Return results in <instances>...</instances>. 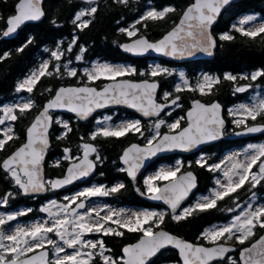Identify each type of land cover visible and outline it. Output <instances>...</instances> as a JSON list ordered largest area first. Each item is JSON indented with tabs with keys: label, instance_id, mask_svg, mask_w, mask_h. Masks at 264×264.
Here are the masks:
<instances>
[{
	"label": "snow or ice",
	"instance_id": "obj_1",
	"mask_svg": "<svg viewBox=\"0 0 264 264\" xmlns=\"http://www.w3.org/2000/svg\"><path fill=\"white\" fill-rule=\"evenodd\" d=\"M89 7L78 11L72 23L77 29L83 31L88 28L98 11L96 0H86ZM117 3L128 4V0H116ZM230 0H194L187 7L171 31L156 42H151L145 36L138 35L140 29L137 24L147 27L144 21H159L166 18L169 13L175 12L174 7H164L162 10L152 8L148 10L130 28H121L129 38L136 37L131 43H125L122 48L137 55H143L149 51L163 54L166 57L184 58L191 57L197 52L213 54L217 46V40L211 33V27L216 22L221 10L229 4ZM42 0H18L15 5V14L9 16L2 31L3 37H8L17 32L26 22L38 21L44 15ZM3 19V17H0ZM256 15H247L240 19L232 29L243 37L255 39L264 34V20L257 23ZM55 23V21H53ZM235 36L230 32L220 34V41H233ZM32 42L31 39L17 51L23 52L24 47ZM76 38L66 49L71 52L75 46ZM81 55L76 60L83 59ZM10 53L0 56V61L8 58ZM52 58L57 63L45 61L39 65L27 78L21 81L16 91L32 93L36 85L44 77L62 78L77 77V69L70 67L71 61L63 65L61 61L64 51L57 49L51 52ZM137 74L135 67L112 65L108 63H96L91 68L83 70V76L89 84L101 78L111 80L113 83L105 84L101 90L96 87H59L55 92L51 87L45 91L52 96L43 106L42 110L34 117L33 122L27 128L26 141L10 155L0 161V170L10 176L14 184L24 194L41 193L49 189H59L72 184L76 180L88 177L96 168L97 162L102 158L97 147L92 143L82 144V155L73 156L70 148L64 149V159L69 161L65 175L57 179H45L43 175V161L49 147L48 132L53 123L52 110H67L75 113L81 120H87L91 114L100 108L109 105H126L135 109L144 117H160L166 108L178 106L179 95L173 97V93L164 92L163 102L156 98L159 84L155 80L145 79L141 82L120 79ZM173 70L159 64L153 66L148 76L155 78L163 75H172ZM139 75H145L140 72ZM181 83L176 84L175 92L185 90L199 92L201 95L212 93L214 86L220 84L218 76L203 75L193 85L186 74L179 72ZM264 78V69L251 72L249 75L237 77L226 74L224 80L236 82L238 79L256 81ZM251 85L238 86L235 91L242 93ZM35 101L28 99L0 108V152L14 139H19L14 131V126L9 122L17 121V112L23 115L31 111ZM219 103L206 105L199 100L193 101L191 110L186 118L180 117L169 123L165 119H156L149 128L151 135H145L140 120L120 122L113 124L111 117L98 119V125L90 135V140L102 138H122L129 133L139 134L146 143H133L127 147L120 159L126 166L121 171L135 181L145 162L158 153L182 150L191 151L202 144L220 139L224 135L225 120L221 115ZM233 116V124L236 127L243 126L244 133H264V123L249 125L248 121H257L264 118V97L257 96L251 104L241 103L229 110ZM167 115H171L168 112ZM186 119L187 126L182 127L181 122ZM64 128L60 139L66 138L72 131L69 123L64 120H56ZM166 127L167 132L161 133V128ZM83 139V138H81ZM95 154L94 159L90 156ZM242 157V158H241ZM200 167H206L210 172L222 173L223 179H215V187L209 190L207 195H202L196 202L182 207L185 200L197 187L196 176L191 171L181 173L184 167L182 161H177L174 166L160 167L152 175L143 180L145 191L140 188L136 191L140 195H148L154 201H163L171 211V220L179 223L193 216L197 212H205L217 207L218 201L231 197L232 194L249 185L250 200L241 205L239 197H235L234 208L228 209L237 214L230 222L212 225L206 228L198 239L206 241L205 244L189 242L177 235L171 234L161 227L165 222L167 212L156 210L132 211L116 209L107 205L88 206V201L93 197H107L118 193L125 185L118 183L110 188L100 185L85 188L72 196H66L67 203H58L52 200L41 209L47 213V219L36 221L29 226H16L12 231H6L4 225L17 219L19 215H26L31 209L15 214L0 216V264H95L99 258V264H157L158 254L169 248L178 251L182 264H213V262L225 261V264H264V235H261L248 247H243L239 253V259L227 254L235 251L228 244L235 239L239 245H244L256 235V228L264 230V202H257L256 193L252 190L264 182V143L248 144L242 153L227 156L218 163L208 164L207 159L196 161ZM55 166H59V161ZM191 167V164H189ZM256 169L253 171V169ZM178 173H181L178 175ZM161 182V183H157ZM11 192L0 198V205H7ZM83 210V211H81ZM104 213V215H101ZM125 230L128 233H138L139 238L135 243L127 244L122 249V255L113 257L108 254L104 241L86 239L89 234H101L103 236L123 237ZM55 237V238H54ZM71 251H68V250ZM53 254L51 258L49 253ZM227 256V259H225ZM156 258V259H154ZM167 264V262H165Z\"/></svg>",
	"mask_w": 264,
	"mask_h": 264
},
{
	"label": "trees",
	"instance_id": "obj_2",
	"mask_svg": "<svg viewBox=\"0 0 264 264\" xmlns=\"http://www.w3.org/2000/svg\"><path fill=\"white\" fill-rule=\"evenodd\" d=\"M194 0H128V4L117 3L116 0H96L98 11L94 17H85V19H92V23L83 31L77 29L72 23L75 14L89 7L86 0H46L45 1V18L38 23H29L20 30L17 37L13 39H5L2 37V31L6 28V19L15 13V5L18 0H0V56L5 53H10L8 58L0 61V108L4 105H12L18 103L21 98L34 100L36 107L31 111L25 112L23 115L19 114L17 121L9 122L14 126V131L19 139H14L6 145L5 150L0 152V161L11 154L26 140L27 127L30 125L34 117L43 108L44 103L51 98L52 94L45 91L46 88L51 87L53 92L63 84H84L88 83L87 78L83 76L85 68H91L95 61H111L124 62L135 67L137 74L126 76L123 78L130 79H159L161 82V89L159 92V100L163 101V93L171 92L173 97L180 96L178 106L166 110L159 118L165 119L171 123L174 120L185 117L186 111L191 106V102L195 98H201L206 102L219 100L224 105L225 117L228 121L226 133H231L236 129L243 128L236 127L233 124V116L229 114V110L241 103H253L257 96L264 97V78L256 81L238 79L236 82L224 80L226 74L236 75L237 77L249 75L251 72L264 69V34L255 38L254 40L248 37H243L232 29V25L236 24L238 17L245 14H257L264 17V0H240L231 4L221 14L217 24L214 27V33L218 38V47L216 55L213 59H199L184 63H178L170 60L154 58V57H133L124 53L121 50V43L129 38L125 33H121V28H130L135 22L140 19L148 10L155 8L162 10L164 7H174L175 12L169 13L165 19L159 21H144L147 27L142 24H137L136 27L140 29L138 35H147L150 39H159L169 29H171L181 17L186 7ZM55 21V23L53 22ZM224 32H230L235 36L233 41H220L219 36ZM76 38L75 46L71 52H67L69 44ZM31 39L32 42L24 47L23 52L17 51L24 46L27 41ZM64 51V56L59 63L61 64V71H64L63 65L71 61L69 65L77 69V77H68L64 75L62 78L44 77L36 85L32 93L26 91L17 92L18 84L27 78L39 65L45 61H50L52 65L57 63L51 56V52L57 49ZM81 48L85 49L82 53L83 59L76 60V56L81 55ZM157 59L163 67L173 70L172 75H163L152 78L147 75L151 70V61ZM183 71L191 84H195L203 75L218 76L221 79L220 84L214 86L212 93L209 95H201L199 92L183 91L175 92V86L181 83L179 72ZM144 72L145 75H139ZM108 80L101 78L91 84L99 87L103 86ZM89 84V83H88ZM251 85V87L242 93L235 91L238 86ZM171 112V115H167ZM108 113L115 124L120 119L128 115L138 116L135 112L120 108L118 110L111 109L97 113L87 121H81L74 115L64 114L68 118V123L72 131L68 133L66 138L60 139L64 133V128L55 123L51 131L52 145L49 150L45 166L48 178L57 175H63L69 161L64 159V149L70 148L73 156H80L82 152V144L90 140V135L95 131L97 116ZM59 113H54L56 117ZM145 135H151L149 128L156 119L146 120L141 119ZM250 124L264 123V118H257V121H248ZM186 124V119L181 122L183 127ZM3 127V126H0ZM161 133L168 131L166 127L161 128ZM83 138V139H81ZM264 134L250 137L253 142L261 141ZM146 143L145 139L140 135L129 133L122 138H102L98 137L95 141L101 160L97 162L96 174L86 182L75 184L67 190L53 191L45 195L24 196L21 190L14 184V181L0 170V198H3L6 193L11 192L12 196L8 198L7 205H0V210L6 214H15L27 209H31L26 215H19L16 220L4 225L11 226L14 222L21 220L27 221L35 217L45 215L41 209L46 206L47 200H60L66 202L63 194L71 192L85 184L97 183L108 188L118 184L121 181L125 187L118 193L111 194L107 197H93L100 201L114 203L119 206H138L160 208L162 206L155 205L148 201L144 196L136 191L140 188L141 192L145 191L143 180L145 174L149 170L156 169L160 161H176L179 158L178 154H172L160 158L152 163L147 171L143 172L136 181L128 178L127 173L121 171L124 168L120 162V155L123 149L132 142ZM247 138L230 139L227 136L219 142L207 146L199 158H193L182 161L184 167L181 171L193 169L198 176L199 187L196 193L191 197L188 204H193L198 194L207 195L209 190L215 187V179L219 172H210L206 167H200L196 161L200 158H205L208 164L217 163L219 158L226 154L229 150L236 146H244L247 144ZM95 157V156H94ZM59 161V166H55ZM191 164V167H189ZM256 169L254 168L253 171ZM161 183V182H159ZM249 185L246 184L243 188L232 194L231 197H226L222 201H218L215 209H210L205 212H197L188 219L176 223L171 220V212L166 209L168 215L165 217V222L161 227H164L186 239L198 243L207 244L206 241L198 239L201 233L212 225H219L229 222L233 215L237 212H230L228 209L234 208L233 200L239 197L241 205L246 204L251 197V192L248 191ZM256 193L257 202L264 201V182L257 188L252 190ZM92 199V198H91ZM90 201V200H89ZM88 201V202H89ZM87 202V203H88ZM186 205V204H185ZM184 205V206H185ZM256 235L244 245H239L235 239L228 243H234L240 247H244L255 239H257L264 230L259 227L256 228ZM102 239L105 246L111 249L108 253L113 257L121 256L123 247L136 241L139 238L138 233H128L125 230L123 237L103 236L101 234H93ZM157 264H182V261L175 249H167L160 254ZM239 259L238 253L233 256ZM95 264H99V258Z\"/></svg>",
	"mask_w": 264,
	"mask_h": 264
},
{
	"label": "water",
	"instance_id": "obj_3",
	"mask_svg": "<svg viewBox=\"0 0 264 264\" xmlns=\"http://www.w3.org/2000/svg\"><path fill=\"white\" fill-rule=\"evenodd\" d=\"M45 1H46V0H42V5H41L42 8H43V10H44L45 15H44L40 20H38V21H29V22H26L24 25L21 26L20 29L17 30L16 33H14V34H12V35H10V36H8V37H3V35H2V37L5 38V39H13V38H15V37L18 36L20 30L23 29L27 24H29V23H38V22L42 21V20L45 18V16H46L45 5H44V4H45ZM237 1H240V0H230L229 4H227L226 6H224V8L221 10L220 15L217 17L216 22H215V23L212 25V27H211V33H212L213 37L216 38V40H217V46H216V48L213 50V54H212V55H208L207 53H203V52H197L195 55H193V56H191V57L172 58V57H166V56H164L163 54L156 53V52H154V51H149V52H147V53H145V54H143V55H137V54L129 53V52L125 51V50L122 48V45L125 44V43H131L132 40L136 39V37L133 38V39H130V40L123 41V42L121 43V46H120V47H121V50H122L124 53H126V54H128V55H131V56H133V57H154V58H160V59L170 60V61H174V62H178V63H184V62H189V61L199 60V59H213V58L215 57V55H216V50H217V47H218V38H217L216 34L214 33V30H213V29H214L215 25L217 24V22H218V20H219V18H220V16H221V14L223 13V11H224L225 9H227L231 4H233V3L237 2ZM193 2H194V1H193ZM193 2H192V3H193ZM192 3H191V4H192ZM191 4H189L187 7H189ZM187 7H186V8H187ZM14 14H15V13H14ZM180 18H181V17H180ZM180 18H179V20H180ZM179 20H178V22H177L176 24L179 23ZM176 24H175V25H176ZM175 25H174V26H175ZM174 26H173V27H174ZM173 27H172V28H173ZM172 28L169 29L167 32L171 31ZM167 32H166L165 34H167ZM165 34H164V35H165ZM164 35H163V36H164ZM142 36L147 37V38L149 39V41H151V42H156V41H158L159 39L163 38V36H161L159 39H150L147 35H142ZM120 79L131 80V81H133V82H141V81L145 80V79L117 78V80H120ZM148 80H155V81L158 82L159 87H158V89H157L156 98H157V101H158V102H163L162 100H159V97H158V96H159L160 89H161V82H160V80H159V79H148ZM109 83H113V81L108 80L105 84H109ZM105 84H104V85H105ZM85 85H87V86H91V87H96L97 90H101V89L103 88V86H104V85H103V86L99 87V86H97V85L84 83V84H63V85H60L59 87H80V86H85ZM59 87H58V88H59ZM58 88H57V89H58ZM57 89H56V90H57ZM48 100H49V99H48ZM48 100L44 103V105L48 102ZM195 100H199V101H201V103H204V104H206V105H210V104H212V103H219V104H220V106H221V110H222V111H221V115L223 116V118H224V120H225L224 135H223L220 139H218V140H215V141H212V142H209V143H206V144H202V145H200L199 147H197V148H195V149H192L191 151H182V150L177 149V150H172V151H167V152L158 153L155 157H152L151 159H149V160H147V161L145 162V166H144V167L140 170V172L138 173L136 180L138 179V177H139L143 172H145V171L148 170V168L152 165L153 162H155L156 160H158V159H160V158H163V157H165V156L172 155V154L187 155V154H191V153H197V152H200V151L204 150L207 146H210V145H212V144H215V143L219 142L220 140H222L223 138L226 137L225 129H226V127H227L228 121H227V119H226V117H225V113H224V105H223L219 100H214V101H212V102H206V101L202 100L201 98H195V99L192 100V102H191V106L187 109V111H186V115H187V112H188L189 110H191L192 105H193V101H195ZM173 107H174V106H173ZM173 107L166 108V109L164 110V112H165L166 110H168V109L173 108ZM116 108H126V109H129V110L135 112V113H136L138 116H140L141 118L146 119V120H151V119H157V118H159V117H144V116H142L141 113H139V112L136 111L135 109H132V108L126 106V105H109V106H107V107H105V108L96 109V110L91 114V116H90L87 120H89L91 117H93V116L96 115L97 113H100V112H103V111H107V110H111V109H116ZM41 110H42V109H41ZM41 110H40V111H41ZM164 112H162L161 115H162ZM54 113H64V114H69V115H74V116H76L75 113H72V112H69V111H67V110H63V109H61V110H52V111H51V115L53 116V123L51 124V126H50V128H49V132H48L49 147H48V149H47V151H46V153H45V157H44V161H43V175H44L45 179H48L47 174H46V166H45V163H46L47 157H48V155H49L50 147H51V145H52V141H51V131H52V129H53L54 121H55ZM161 115H160V116H161ZM76 117H77V116H76ZM77 118H78V117H77ZM78 119H79V118H78ZM33 120H34V119H33ZM33 120H32V122H33ZM79 120H81V119H79ZM87 120H81V121H87ZM32 122H31V123H32ZM31 123H30V125H31ZM255 124H262V123H255ZM30 125H29V126H30ZM251 125H253V124H250V126H251ZM29 126H28V127H29ZM184 126H187V124H185ZM184 126H183V127H184ZM28 127H27V128H28ZM166 132H167V131H164V132H162V134H163V133H166ZM237 132L244 133V128H240V129H236V130L232 131L231 133H229V134L227 135V137L230 138V139H243V138H250V137H254V136H258V135H262V134H264V133H250V134L236 135L235 133H237ZM25 141H26V140H25ZM25 141H24V142H25ZM24 142H23V143H24ZM23 143H22V144H23ZM85 143H86V142H85ZM87 143H92V144H94V145L97 147V145H96L95 142H93V141H87ZM133 143L140 144L141 146H143V145L145 144V143H140V142L135 141V142H132V143L128 144V145L123 149V151H124L127 147H129L131 144H133ZM22 144H21V145H22ZM21 145H20V146H21ZM20 146H19V147H20ZM16 149H17V148H16ZM123 151H122V153H123ZM122 153H121V155H122ZM9 155H10V154H9ZM81 155H82V152H81ZM94 155H95V154H93L92 156H90V159H94ZM121 155H120V157H121ZM6 157H7V156H6ZM6 157H5V158H6ZM120 162H121V164H122L123 167H126V166L122 163L121 159H120ZM68 166H69V163H68V165L66 166V169H67ZM97 167H98V164L96 165L95 170H94V171H93L88 177H86V178H82V179H80V180H76V181H74L72 184L67 185V186H65V187H63V188H59V189H55V190H53V189H49V190H53V191L67 190V189H69L71 186H73V185H75V184L83 183V182L89 180L90 178H92V177L96 174V172H97ZM66 169H65V172H66ZM186 171H191V172L194 173V175L196 176L197 187H196L195 189H193V192H192V194L189 195L188 199L185 200V201L183 202L182 207H183L185 204H187V203L189 202V200H190L191 197L196 193V191L198 190V187H199V180H198L197 173H196L193 169H187V170L181 171V173L186 172ZM65 172H64L63 175H57V176H54V177H52V178H50V179L62 178V177L65 175ZM181 173H178V175H180ZM127 176H128V175H127ZM128 178L131 179L129 176H128ZM131 180H132V179H131ZM136 180H135V181H136ZM132 181H133V180H132ZM49 190H48V191H45V192H41V193H29V194H24V193L22 192V190H21V192H22V194H23L24 196H37V195H45V194H47V193L49 192ZM143 196H144L148 201H150L151 203H153V204H155V205H160V206H162V207H166V208L170 211L168 205L164 204L163 201H154V200L150 199L148 195H143ZM170 212H171V211H170ZM163 228H164V227H163ZM164 229H165L166 231L170 232L171 234L177 235L178 237H181V238H183V239H185V240H187V241H189V242L198 243V242H194V241H192V240L186 239L185 237L180 236V235H178V234H176V233H174V232H172V231H170V230H168V229H166V228H164ZM261 235H264V231H263V233H262ZM261 235H260V236H261ZM260 236H259V237H260ZM259 237H258V238H259ZM258 238H257V239H258ZM137 240H138V239H137ZM137 240H136V241H137ZM255 240H256V239H255ZM255 240H254L253 242H255ZM136 241H134V242H132V243H135ZM253 242H251V243H253ZM251 243L248 244V245H246V246H244V247H248V246H250ZM128 244H130V243H128ZM198 244H204V243H198ZM228 244L231 245V246H233V247L235 248V251L237 250L238 246H237L236 244H234V243H228ZM126 245H127V244H126ZM126 245H125V246H126ZM205 246H208V245L205 244ZM242 248H243V247H242ZM242 248H241V249H242ZM169 249H172V248H169ZM163 251H165V250H162V252H163ZM176 251H177V250H176ZM235 251H234V252H235ZM177 252H178V251H177ZM234 252H232V253H234ZM232 253H229V254H227V255L229 256V255L232 254ZM49 255H50V257H51V254H50V253H49ZM159 255H160V254H158V256H159ZM178 255H179V254H178ZM154 259H156V258H154ZM180 259H181V258H180ZM225 259H227V256H226ZM220 262H221L222 264H225V261H220ZM214 263H216V262H213V264H214Z\"/></svg>",
	"mask_w": 264,
	"mask_h": 264
},
{
	"label": "rangeland",
	"instance_id": "obj_4",
	"mask_svg": "<svg viewBox=\"0 0 264 264\" xmlns=\"http://www.w3.org/2000/svg\"><path fill=\"white\" fill-rule=\"evenodd\" d=\"M247 15H256L257 16V23H259L260 21H262V20H264V17H262V16H258L257 14H245V13H243V14H241L239 17H238V19L236 20V24H237V22L240 20V19H242L243 17H245V16H247ZM96 63H108V64H112V65H123V66H130V65H128L127 63H124V62H111V61H95L94 63H93V65L94 64H96ZM151 67H153V66H155V65H157V64H159V65H161L162 66V64L157 60V59H153L151 62ZM92 65V66H93ZM91 66V67H92ZM131 67V66H130ZM24 100H27V98H21L19 101H18V103H21V102H23ZM247 104H251V103H247ZM4 106H8V104H6V105H4ZM3 106V107H4ZM118 109H120V108H116L115 110H118ZM104 117H110V115L108 114V113H105V114H101V115H99V116H97V119H103ZM142 118L141 117H139V116H133V115H128V116H126L125 118H122V119H120L118 122H116L115 124H117V123H120V122H127V121H135V120H140L141 121V123H142V120H141ZM55 120H64V121H68V118L67 117H65V115H64V113H59L56 117H55ZM253 143H256V144H259V143H264V140L263 141H255V142H253V141H251L250 143H247V144H245L244 146H236V147H234L233 149H231V150H229L226 154H224V155H222L220 158H219V160H218V162H220L221 160H224L227 156H229V155H233V154H236V153H242L243 151H244V149L247 147V145L248 144H253ZM95 156V155H94ZM242 158V157H241ZM201 159V158H200ZM180 160H182L181 158H178L176 161H169V160H167V161H160L159 162V164H158V166L156 167V169H153V170H149L146 174H145V178L147 177V176H149V175H152L154 172H156L160 167H169V166H174L175 164H176V162L177 161H180ZM183 161V160H182ZM217 162V163H218ZM217 178H220V179H223V176H222V173H220L219 172V174H218V176L216 177V179ZM49 179V178H48ZM117 183H122L121 181H118ZM157 183H159V182H157ZM92 186H100L99 184H97V183H91V184H85V185H83L82 187H79V188H77L76 190H74V191H71V192H66L65 194H63V196H64V198L66 197V196H72V195H74L76 192H78V191H80V190H83V189H85V188H88V187H92ZM203 194H198L197 195V197H196V199L198 198V197H200V196H202ZM196 199H195V202H196ZM52 200H55V199H52ZM51 199L50 200H47V204L46 205H48L49 204V202L50 201H52ZM58 203H67V201L66 202H64V201H60V200H56ZM194 202V203H195ZM262 202H264V201H262ZM260 203V202H259ZM95 205H107V206H110V207H112V208H116V209H121V208H123V209H126V210H132V211H140V210H145V209H148V210H156V211H163V212H165V210L167 209V208H165V207H160V208H149V207H138V206H119V205H116V204H114V203H110V202H106V201H100L99 199H96V198H92V199H90V201L88 202V206L89 207H92V206H95ZM189 204L187 203L185 206H188ZM184 207V206H183ZM81 211H83V210H81ZM237 214V213H236ZM236 214H234L233 215V217L236 215ZM3 215H5V213L3 212V211H1L0 210V216H3ZM101 215H104V213H101ZM232 217V218H233ZM45 219H47V213L45 214V215H43V216H41V217H38V218H32V219H30V220H27V221H21V220H18V221H16V222H14L13 224H12V227L11 226H9L7 229H6V231H12V230H14L15 229V227L16 226H29L30 224H32L33 222H36V221H42V220H45ZM230 222V221H229ZM228 223V222H227ZM225 224V223H224ZM55 238V237H54ZM86 239H91V240H98V237H95V236H93V234H89L87 237H86ZM68 251H71L70 249L68 250Z\"/></svg>",
	"mask_w": 264,
	"mask_h": 264
},
{
	"label": "flooded vegetation",
	"instance_id": "obj_5",
	"mask_svg": "<svg viewBox=\"0 0 264 264\" xmlns=\"http://www.w3.org/2000/svg\"><path fill=\"white\" fill-rule=\"evenodd\" d=\"M247 140H248L247 143H250L252 141V139H248V138H247ZM263 140H264V138L261 139V141H263ZM259 141H260V139H259ZM203 151L197 152V153H191V154H187V155H180V154H178V155H179V158H181L183 161L186 160V159H188L189 161H191L194 157L195 158L196 157L199 158L201 156V154L203 153ZM36 218H38V217H36ZM11 227H12V225H11ZM7 228L8 227H6L5 230ZM242 247L238 246L237 250L234 253L230 254L229 256L233 257V256H235L236 253H238V256H239V253H240V250H241ZM50 254H51V258H54L53 257V254L51 252H50ZM214 264H222V263L221 262H216Z\"/></svg>",
	"mask_w": 264,
	"mask_h": 264
}]
</instances>
